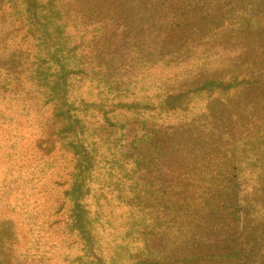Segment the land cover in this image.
I'll return each instance as SVG.
<instances>
[{"label": "rangeland", "instance_id": "rangeland-1", "mask_svg": "<svg viewBox=\"0 0 264 264\" xmlns=\"http://www.w3.org/2000/svg\"><path fill=\"white\" fill-rule=\"evenodd\" d=\"M43 70L86 73L65 141L25 81ZM0 110L42 122L17 141L47 170L0 165V264H264V0H0ZM70 143L89 236L45 188L76 175Z\"/></svg>", "mask_w": 264, "mask_h": 264}, {"label": "trees", "instance_id": "trees-1", "mask_svg": "<svg viewBox=\"0 0 264 264\" xmlns=\"http://www.w3.org/2000/svg\"><path fill=\"white\" fill-rule=\"evenodd\" d=\"M32 73L33 72H27V75L25 77V81L28 80L31 85V87L29 88L32 93L31 95L37 98V101H41V99H46L42 106L46 105L50 101L56 100V102L59 103L60 106V117H64V119L66 120L67 127L63 131L58 133V141H65L69 136H76V130L79 129V127L76 126L78 124V116L74 113L71 114V112L76 111L73 109L74 104L76 103L74 100L71 102L68 99L69 96L70 98L72 97L71 93L69 94L72 89H68L71 85L68 80H70L69 76L71 75L73 76L74 80L77 77L85 76L86 73L81 71L72 73L59 71L55 73L53 88L48 87L51 84L52 78V74H49V71L43 70L40 73ZM187 94L188 93H185L183 101L186 99ZM31 109H33L32 105L28 106L26 108V111L29 112V110ZM23 110H25V107L23 108ZM2 114L0 115V154H5V156L4 159L0 161V165L5 167L8 171H13V173L16 174L20 173L21 170H24L22 172L28 176V179H30L31 182H35L37 179V177L34 176L36 175V170L42 176L46 174L47 171L44 169L45 171L42 172L40 166L42 164L41 162L43 159L42 157L38 158L37 156L40 152H42V149L40 148L39 143H37V141L34 144L25 145L24 147V145H22V141H17L19 138L18 129H24L27 127V129H31L30 131H32L34 127H37V129L41 133L42 138L44 136L42 122L39 121L36 123L32 120L30 123H28L26 121L25 123L21 124L15 123L14 127L12 119H7ZM24 118L27 119V116H24ZM9 137H11V139H9ZM67 146H69L70 149L73 151L74 159L78 163V167L75 168L76 175H74L72 179H47V185H45V188H47L49 185H56L57 187H69V189H67L66 196L69 197L70 201L73 202V218H75L74 223L72 225V227H74V230L70 231L71 233H73L76 229V231L82 236H89L91 227L88 225L87 221L83 219L85 208L82 205V199L84 195L86 196L87 194H89V189L86 188L85 179H81V176H84V174L89 169H91V165L88 163H84V165H82L80 163V158H82V155L80 154L81 145H72L70 143ZM45 154L47 155L48 153L45 152ZM11 182L12 184L17 183L14 179L11 180ZM10 187L14 188L15 191L18 190L15 185H8V189H10ZM84 188L86 189V191H84ZM30 189L32 190L33 187ZM39 191L38 193H40ZM99 192L100 194H104L103 189H100ZM59 203V201H56V204ZM60 211L61 209L57 213H59ZM98 258L100 259V257Z\"/></svg>", "mask_w": 264, "mask_h": 264}]
</instances>
